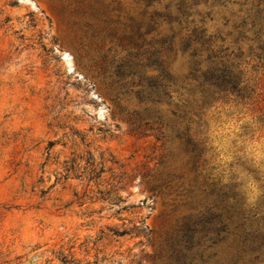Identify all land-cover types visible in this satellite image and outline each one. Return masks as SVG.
Instances as JSON below:
<instances>
[{
  "label": "rangeland",
  "instance_id": "rangeland-1",
  "mask_svg": "<svg viewBox=\"0 0 264 264\" xmlns=\"http://www.w3.org/2000/svg\"><path fill=\"white\" fill-rule=\"evenodd\" d=\"M118 1L0 0V264H162L156 253L192 211L189 184L203 183L177 138L188 118L191 133L206 145V171L241 185L251 204L263 199L264 112L257 109L264 104L253 103L264 96V68L248 57L253 43L236 40L234 28L250 0H199L189 9V20L217 46L243 53L238 70L252 94L246 103L231 96L205 107L188 76L191 59L180 51L167 61L177 81L172 99L138 102V74H156L153 9ZM124 33L125 44L151 67L136 68L130 93L117 99L91 60L104 59L113 70L112 57L124 54ZM145 107L162 117L163 138L153 123L148 137L131 133L127 112ZM88 163L105 173L94 178ZM157 169L170 184L164 195L146 183ZM120 171L131 178L117 184ZM123 230L128 234L114 235Z\"/></svg>",
  "mask_w": 264,
  "mask_h": 264
},
{
  "label": "trees",
  "instance_id": "trees-1",
  "mask_svg": "<svg viewBox=\"0 0 264 264\" xmlns=\"http://www.w3.org/2000/svg\"><path fill=\"white\" fill-rule=\"evenodd\" d=\"M110 1L120 5L118 0ZM135 1L143 4L146 9H153L151 17L157 36L152 44L151 68L156 74L145 77L139 73L137 76L136 86L139 90L135 92V96L140 104L158 105L172 99L177 81L168 72L167 61L179 51L191 59L188 76L190 80L198 83L200 107L229 100L231 96L245 103L252 99V94L247 92L249 87L245 85L244 73L238 70L237 61L243 55L240 49L229 53V49L223 45L217 46L216 38L208 36L206 30L199 27L195 20H189V9L197 5L199 0ZM250 2L249 12L234 26L238 31L236 40L253 43L248 48V57L253 61L257 60L260 67L264 68V0ZM106 8L108 9L109 5ZM164 25L167 27L165 32L162 28ZM245 32H250L252 36H246ZM129 38L127 33L119 38L123 41L124 54L121 57H112V66L116 64L113 70L107 71L104 59L95 57L91 60L97 74L109 80L110 86L116 88L117 99L118 95L130 93L129 87L135 83L132 77L136 76V68L141 71L151 67L144 61V54L136 53L134 49L137 48L125 44ZM218 39L224 41L223 38ZM260 102L264 104V96L253 105L256 107ZM263 109L264 105L257 111L262 113ZM173 114L176 115L174 112ZM188 119L185 132L178 133L177 138L182 141L189 155L190 171L195 179L202 178L203 183L200 186L189 184L187 194L192 211L180 218L156 253L157 258L162 264H264V195L260 204H251L241 191V185L232 181L223 183L212 177L206 171V145L202 140L195 138L197 134L191 133L190 125L193 120ZM126 121L131 133L140 137H148L147 131L153 130L152 123L157 124L160 126L157 130L159 138H163L161 129L165 123L156 109L145 107L141 111L127 112ZM110 162L112 165H118L113 160ZM88 165L94 167L91 163ZM118 168L123 169V166ZM93 169L91 173L95 174L96 179L105 173L104 166L97 173L96 168ZM108 171L114 175L113 167ZM117 178V184H121L127 182L131 176L125 171H120ZM146 183L150 191L159 195H164L170 187L168 179L164 178L158 169L149 176ZM110 192L111 189L100 193L108 196ZM133 230L137 234L141 233L138 226H134ZM127 234V230L114 233L117 236Z\"/></svg>",
  "mask_w": 264,
  "mask_h": 264
}]
</instances>
